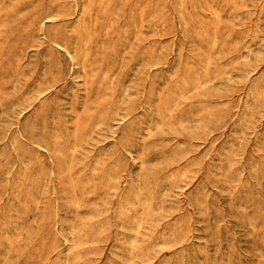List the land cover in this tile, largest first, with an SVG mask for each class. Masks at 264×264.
I'll list each match as a JSON object with an SVG mask.
<instances>
[{
    "label": "rangeland",
    "instance_id": "374dc122",
    "mask_svg": "<svg viewBox=\"0 0 264 264\" xmlns=\"http://www.w3.org/2000/svg\"><path fill=\"white\" fill-rule=\"evenodd\" d=\"M0 264H264V0H0Z\"/></svg>",
    "mask_w": 264,
    "mask_h": 264
}]
</instances>
